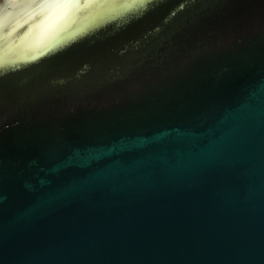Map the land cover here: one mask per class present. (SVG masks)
<instances>
[{
  "label": "water",
  "instance_id": "obj_1",
  "mask_svg": "<svg viewBox=\"0 0 264 264\" xmlns=\"http://www.w3.org/2000/svg\"><path fill=\"white\" fill-rule=\"evenodd\" d=\"M0 264H264V0H1Z\"/></svg>",
  "mask_w": 264,
  "mask_h": 264
},
{
  "label": "snow or ice",
  "instance_id": "obj_2",
  "mask_svg": "<svg viewBox=\"0 0 264 264\" xmlns=\"http://www.w3.org/2000/svg\"><path fill=\"white\" fill-rule=\"evenodd\" d=\"M21 4H35L37 0H18ZM53 2H58V0H53ZM141 3H147L149 0H140Z\"/></svg>",
  "mask_w": 264,
  "mask_h": 264
},
{
  "label": "flooded vegetation",
  "instance_id": "obj_3",
  "mask_svg": "<svg viewBox=\"0 0 264 264\" xmlns=\"http://www.w3.org/2000/svg\"><path fill=\"white\" fill-rule=\"evenodd\" d=\"M0 2H1V0H0Z\"/></svg>",
  "mask_w": 264,
  "mask_h": 264
}]
</instances>
